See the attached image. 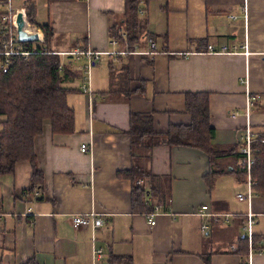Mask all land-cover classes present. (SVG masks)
<instances>
[{
  "label": "crops",
  "instance_id": "obj_1",
  "mask_svg": "<svg viewBox=\"0 0 264 264\" xmlns=\"http://www.w3.org/2000/svg\"><path fill=\"white\" fill-rule=\"evenodd\" d=\"M39 1L27 0L30 19L49 25V49L75 74L66 97L74 133L54 134L43 121L33 138L42 174L34 191L27 161L0 175V264H94L93 249L102 251L96 264H242L234 251L248 213L254 245L264 246V192L236 197L247 194L238 156L245 136L253 145L264 134V0H148L138 18L146 6L152 20L135 40L123 24L124 0ZM76 51L102 53L88 93L87 57ZM186 93L208 94L217 156L165 141L171 126L191 122ZM131 114L151 115L144 141L154 142L133 155ZM133 165L153 176L144 179L146 200L160 205L152 226L132 211L131 180L118 176ZM90 213L103 219L97 231L72 226L71 215ZM263 249L250 264H264Z\"/></svg>",
  "mask_w": 264,
  "mask_h": 264
},
{
  "label": "trees",
  "instance_id": "obj_2",
  "mask_svg": "<svg viewBox=\"0 0 264 264\" xmlns=\"http://www.w3.org/2000/svg\"><path fill=\"white\" fill-rule=\"evenodd\" d=\"M46 1L50 3L64 0ZM147 1L124 0L123 24L129 40L138 38L135 33L140 27L139 6L140 3ZM27 4L26 1L24 8L27 19L40 30L42 41L26 43L28 49H33L32 45H35L27 59L12 56L7 71L5 73L0 71V175L11 173L16 162L27 161L32 168L30 190L34 191L42 184V174L36 168L33 138L41 133L43 121L50 122L51 132L54 134L74 133V112L67 105L66 97L73 90L67 87V84L75 78V74L61 63L59 55L51 52L49 40L52 31L47 23H33L30 19V6L27 7ZM116 38H118L117 33ZM185 111L191 117L190 124L171 126L166 135V143L192 146L210 156H217L210 144L213 129L210 126L208 94L186 93ZM151 123V115H130L128 134L132 155L135 154V148L145 149L154 143L149 144L144 141L146 135H153ZM259 139L252 145L253 164L250 168V179L256 193L264 192V134ZM238 156L242 161L243 156L240 153ZM240 174L244 179L246 178L243 165ZM118 176L126 177L132 182V211L152 210L153 205L146 200L151 195V183L149 182L148 189H143L136 185L135 180L138 178L151 180L153 176L138 165L131 166ZM262 248L264 246L252 245L251 253H261ZM234 254L240 257L242 264L247 263L248 245L245 237L243 241L240 240V246ZM21 264H37V262L30 258Z\"/></svg>",
  "mask_w": 264,
  "mask_h": 264
},
{
  "label": "built area",
  "instance_id": "obj_3",
  "mask_svg": "<svg viewBox=\"0 0 264 264\" xmlns=\"http://www.w3.org/2000/svg\"><path fill=\"white\" fill-rule=\"evenodd\" d=\"M25 2L26 0H22L21 6L16 8L13 7L11 4V0H0V71L2 73H5L9 66V60L12 56H21L23 59H27V57L32 52L31 50H34V47L32 45L33 49H28L26 47V43H21L17 40L16 35V15L17 13L21 12L24 19V29L25 26L32 29L34 32H37L39 37L42 41V34L40 30L30 21L27 19L26 13H25ZM27 31V30H26ZM30 32V31H29ZM116 42L113 41L112 44L114 45ZM150 48L152 51L155 49V44L152 42L150 44ZM208 53H222L227 52L228 49L224 46L220 50H215L212 46H207L205 49ZM73 55H80L83 54L87 57V62L83 66V72L85 74V77L83 79L84 86H82L81 90L85 93H88L87 84L89 80V73L90 68L100 60V56L102 53H94L91 51H85V52H74L71 53ZM107 54V53H103ZM146 54L151 55L153 52H146ZM263 62H264V55H263ZM252 141L249 137V134H246L244 143L241 146L240 154L243 156L242 165L245 167L246 171V182H247V194L245 196L239 194L237 195V199L239 201L242 200H249L252 194V181L250 179V168L253 164V156H252ZM80 152L86 153L89 151V147L85 144H81L79 147ZM136 185L143 189H148V184L144 179H137ZM206 209L205 206L201 207V210L199 211V216H204V210ZM160 212V205H153L152 210L144 212L143 215L148 221L149 225L152 226L155 224L154 217ZM2 216V212L0 209V218ZM70 222L73 227L75 228H88L92 233L97 231L102 225H103V219L100 215H97L95 213L90 214H74L70 216ZM253 224L252 215L250 213L247 214V218L243 224V230H244V237L247 241L248 245V258L247 263L250 264V255L252 245H254L253 237H252V231L251 227ZM200 232L202 235H204L205 232V226H201ZM102 257V251L100 249H93L92 251V260L93 263Z\"/></svg>",
  "mask_w": 264,
  "mask_h": 264
},
{
  "label": "water",
  "instance_id": "obj_4",
  "mask_svg": "<svg viewBox=\"0 0 264 264\" xmlns=\"http://www.w3.org/2000/svg\"><path fill=\"white\" fill-rule=\"evenodd\" d=\"M16 35L17 40L21 43H32L41 41L37 32H29L24 29V19L21 12L17 13L16 19Z\"/></svg>",
  "mask_w": 264,
  "mask_h": 264
},
{
  "label": "rangeland",
  "instance_id": "obj_5",
  "mask_svg": "<svg viewBox=\"0 0 264 264\" xmlns=\"http://www.w3.org/2000/svg\"><path fill=\"white\" fill-rule=\"evenodd\" d=\"M27 1V0H26ZM34 1V0H33ZM38 3L40 2L39 0H36ZM21 2L22 0H11V4L13 7H20L21 6ZM32 2V0H31ZM30 6V3L27 4V7ZM149 6V5H148ZM38 19V17H37ZM148 20H152V16H151V12L148 10V8L145 6L144 7V11L142 13V15L138 18V22L140 23V27H143L144 24H146V21ZM143 30H144V27H143ZM33 46H35L33 44ZM65 65H67V62H65ZM92 68V67H91ZM90 68V70H91Z\"/></svg>",
  "mask_w": 264,
  "mask_h": 264
},
{
  "label": "bare ground",
  "instance_id": "obj_6",
  "mask_svg": "<svg viewBox=\"0 0 264 264\" xmlns=\"http://www.w3.org/2000/svg\"><path fill=\"white\" fill-rule=\"evenodd\" d=\"M25 30L30 31V32H34L32 29L28 28L27 26H25Z\"/></svg>",
  "mask_w": 264,
  "mask_h": 264
}]
</instances>
